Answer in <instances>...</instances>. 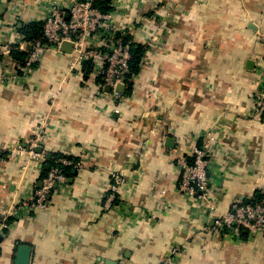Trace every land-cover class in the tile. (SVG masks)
<instances>
[{
    "label": "crops",
    "instance_id": "crops-1",
    "mask_svg": "<svg viewBox=\"0 0 264 264\" xmlns=\"http://www.w3.org/2000/svg\"><path fill=\"white\" fill-rule=\"evenodd\" d=\"M69 1L0 0V264H19L21 245L30 264H264V231L215 229L216 215L264 189V0H114L116 27L148 45L128 96L126 84L118 96L93 71L85 79L73 50H48L28 74L13 57L21 28ZM209 131L216 212L181 191L177 163ZM22 142L41 157L10 154ZM53 152L83 167L47 208H19ZM115 174L124 181L107 208Z\"/></svg>",
    "mask_w": 264,
    "mask_h": 264
},
{
    "label": "built area",
    "instance_id": "built-area-1",
    "mask_svg": "<svg viewBox=\"0 0 264 264\" xmlns=\"http://www.w3.org/2000/svg\"><path fill=\"white\" fill-rule=\"evenodd\" d=\"M97 0H70L68 7L63 8L53 5L50 12L44 17L42 23V36L33 41H26L21 49L28 51L23 70L31 73L35 63L50 49L60 50L64 42L73 43L74 62L82 63L86 60L93 62V74L102 77L104 84L110 86L115 95H120L117 90L119 85L126 84L127 73L130 68L131 53L128 44L124 43L122 35L128 33L126 28L119 29L114 24L112 12L106 13L95 6ZM121 36L117 37V34ZM100 38L99 43L94 38ZM264 70V64H263ZM264 72V71H263ZM264 109V80L263 87L257 94L256 111ZM202 144L194 145L191 150V160L187 156H180L177 163L181 169L180 189L186 194L208 202L210 210L216 212L218 207L209 201L210 177L209 167L212 153L216 144V136L209 131L205 134ZM39 143L26 144L24 142L9 147L10 154H31L33 158H40L35 150ZM64 164L82 168L81 161L74 162L61 159ZM67 180L62 168L55 165L42 181V186L37 188L31 197L18 204L19 208L28 210L42 209L49 206V195L55 185ZM124 181L118 174L114 175L111 193L105 203L110 207L115 201L119 185ZM17 211L3 216H15ZM3 222V221H2ZM4 222L0 224L6 226ZM241 228H246L250 233L264 231V199L253 204L250 201L232 203L231 207L215 217V229L220 233L239 234ZM178 248L171 251L173 256ZM165 264H170L167 259Z\"/></svg>",
    "mask_w": 264,
    "mask_h": 264
},
{
    "label": "trees",
    "instance_id": "trees-1",
    "mask_svg": "<svg viewBox=\"0 0 264 264\" xmlns=\"http://www.w3.org/2000/svg\"><path fill=\"white\" fill-rule=\"evenodd\" d=\"M113 1L114 0H97L95 2V6L98 7L103 12H106V13L113 12L114 10ZM42 23L32 22L30 24L24 25L21 28L22 33L25 35L26 41H33L42 36ZM116 36L119 37L121 35L118 33ZM122 38L124 40V43L128 44L129 50L131 53L130 68H129V72L127 73V78H126V87L124 91L122 92V95L128 96V95H131L134 91L135 77L138 73H140L141 63L146 53L148 45L135 42L132 36L128 33L125 35H122ZM12 54H13V57L17 61L25 65L26 57L28 54V51L26 49L20 50L19 48L16 47L15 50L12 51ZM83 65H84L83 75H84V78L87 79L89 77L88 74H91L93 71V62L91 60H86L84 61ZM61 159H68V160L77 162V161H80V158L79 156H74V155H70V154H66L62 152L52 153V157L49 160L50 168L55 165H58L62 168L66 176L69 177L72 174V170L76 167H74L73 165L64 164L61 161ZM47 172L45 169L44 174L45 173L47 174ZM263 199H264V189L263 190L259 189L255 192L254 197L252 198L250 202L253 204H256V203L262 202ZM239 201L245 202L243 200H239ZM239 232L241 234V237L244 239L246 238L248 233L250 234V231L246 228H241Z\"/></svg>",
    "mask_w": 264,
    "mask_h": 264
},
{
    "label": "water",
    "instance_id": "water-1",
    "mask_svg": "<svg viewBox=\"0 0 264 264\" xmlns=\"http://www.w3.org/2000/svg\"><path fill=\"white\" fill-rule=\"evenodd\" d=\"M72 47H73V43L66 41L62 44L61 50L65 51V52H70V51H72ZM108 89L112 90V88L110 86H108ZM123 89H124V85H119L117 87V90H119V91H122ZM172 141H173V139L169 138L167 141V145L172 147V145H173ZM50 157H51V154L48 153L47 158L49 159ZM46 168H50V166L47 165ZM246 201L249 202V200H246ZM30 256H31V248L29 246H26V245H21L19 247L17 262L19 264H30ZM106 264H117V263L115 261L107 260Z\"/></svg>",
    "mask_w": 264,
    "mask_h": 264
}]
</instances>
